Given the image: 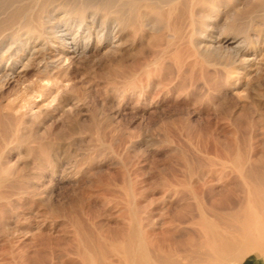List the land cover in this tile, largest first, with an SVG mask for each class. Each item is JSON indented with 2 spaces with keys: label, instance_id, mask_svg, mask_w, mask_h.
<instances>
[{
  "label": "rangeland",
  "instance_id": "374dc122",
  "mask_svg": "<svg viewBox=\"0 0 264 264\" xmlns=\"http://www.w3.org/2000/svg\"><path fill=\"white\" fill-rule=\"evenodd\" d=\"M54 4L53 21L67 12L91 41L74 54L41 39L43 58L66 57L61 77L33 62L0 89L3 116L20 83L50 78L9 112L25 126L0 181V264H127L137 233L159 264H264L253 250L217 263L202 240L208 225L240 227L263 186L264 0L138 5L134 19L127 0ZM7 32L3 62L28 36ZM232 41L258 66L242 74Z\"/></svg>",
  "mask_w": 264,
  "mask_h": 264
},
{
  "label": "bare ground",
  "instance_id": "6f19581e",
  "mask_svg": "<svg viewBox=\"0 0 264 264\" xmlns=\"http://www.w3.org/2000/svg\"><path fill=\"white\" fill-rule=\"evenodd\" d=\"M0 1H1L0 10L2 12V15H4V17L1 15L3 18L1 17L2 20H0V37H2L1 34H4V32L6 31L8 32H18V31L23 32L24 31V33L28 35L26 37L27 39H24V40H20L17 37L18 40L15 43L16 46L14 45L15 47L11 48V51L9 52V56L7 55L8 56L7 62H3L4 60L0 59V89H2L3 86L5 87V84L10 82V80L16 81L22 72L29 69V67L31 66L33 62H36L40 75L42 73L43 75L52 74L53 76V73L55 74V71L56 73L58 71L57 74H59V70H60L59 78L61 77V72H63L61 71V66L63 65L62 62H64L63 58L66 59V57L65 56L62 57L63 55L62 56L60 55L58 59L53 58V57L43 58L44 55H42L41 53H43V51L46 50L47 43L42 42L41 39H45L49 41L50 42L49 44H54L53 47H56V48L57 47L59 48V46L63 47V50L65 49L66 53L73 52L74 54H80V53H85L87 51L89 43L91 41L90 36L86 38L82 31H78L75 35H73V33L71 32L72 28H70V25H69V19H68L67 12H65L66 14L64 16H60V21H57V19H56V22L53 21L56 18L55 16H54L55 18H53L54 12H58L60 10L59 9L60 5L58 7V6H55L54 4L56 0H0ZM118 1H122V0H118ZM127 1L129 3L128 4L129 13H125L124 11V14L125 15L131 14V17L133 15V19H134L136 15L135 12H136L138 5H143L146 7L154 6L155 8H162L163 6H168V5L170 6L177 0H127ZM122 13L120 14L121 16L123 15ZM121 19H123V17ZM128 20L129 19H127L126 21ZM128 23H130V21ZM14 36L16 35H14L13 33L12 37ZM17 36H20V35H18L17 33ZM80 37L84 39L86 38V42L84 41L85 42L84 45L81 44ZM4 38H5V35H4ZM102 38L103 37H100L101 40ZM242 42L232 41L231 47H229L230 49L227 52L234 59V62L240 66L239 69L242 70L241 73L244 74L248 72L249 70H252L254 66H258V57H260L259 56L260 52H258V50H255L254 53L251 54L252 52L250 51V49L248 47H245L244 43ZM113 46H115V44ZM209 48H211V46ZM209 48L207 47L206 49H209ZM39 54L42 55L41 56L42 58L40 60L38 58ZM46 79H50V78L43 79L42 77L40 78L36 77L35 80L30 82L29 84H25L24 82L20 83L19 85L21 87V90H20L21 92L18 93V95H16V97H14L13 100L11 99L12 100L10 101L11 107L9 108H11L10 110H13V111H9V112L12 113L16 110V107H14V105L15 103L17 104V102H20V103L23 102L24 104L23 103L22 104L25 105L24 107H26V105L31 104V100H32L31 97L33 96V94H36V92H38V90L36 89L37 86L41 88V85H42L43 87L42 83ZM26 83L28 82L26 81ZM17 109H19V107ZM9 112L7 115L4 114L3 115L4 117L0 114L3 117V119H5V116H6L8 120L9 119L12 120L10 124L9 123L7 124V126L5 125L7 122L5 123L4 121V124L0 122V181L2 179H5L6 177H10L15 174L14 168L12 171V168L9 165V163L11 162L9 160V154L11 151L10 145H12L14 141H16L17 143L21 142L20 139L22 137V129H23L22 127L24 125L23 118L22 120H20V118L19 119L16 118L18 114L15 116L16 114L15 112H14L15 114H9ZM1 118H0V121L1 120L3 121V119ZM7 118L5 119L6 121H8ZM255 193H256V196L258 197L257 201H255V204H254L255 209L253 208L254 210L252 209L248 212L245 211V213L246 214L248 213V214L244 217L245 219L242 218L243 222H241L240 227L235 225L236 223L237 224L239 223L237 222L238 220H236V223L233 222L234 226H237L239 229L235 230L234 228V231H233V227H234L233 226V227H228V228H231L232 231L231 230L229 231V229L226 230L225 226H230L228 224L224 226L225 230L220 229L221 227L220 225H219L220 226L219 229H215V226H214L213 230L210 229L212 227H210L209 225H208V228L204 226L205 228H207V230L203 228L204 230L202 231L203 232L207 231L205 235L206 236L205 238H207V240H205V238H202V240L206 241V245L209 246V255H210L209 258H211L213 261L217 263H223L229 260L244 257L250 250H253L259 254L264 253V181H263V186L260 189L255 190ZM243 213L242 215L244 216ZM206 220L208 222L210 221L207 218ZM201 222L203 221L201 220ZM198 223L200 224V222ZM198 223H196L197 227H198ZM210 224L214 225L213 223H210ZM200 227L202 229V226ZM196 231L199 232L198 230ZM140 233L142 235V232ZM135 235L137 237V240H136L137 242L134 244L130 243L127 248V260H128L127 264H159L160 261L165 262V260L160 259L158 260L159 261L158 263L156 259L151 258V256L148 253L149 248L147 250L145 245H143L144 242L142 243L140 234L137 233ZM199 236H201V234ZM126 242L128 243L129 240ZM135 244L137 245L135 246ZM159 254L157 256L155 255L156 258L162 255V254L160 255ZM124 263L126 264V260Z\"/></svg>",
  "mask_w": 264,
  "mask_h": 264
}]
</instances>
